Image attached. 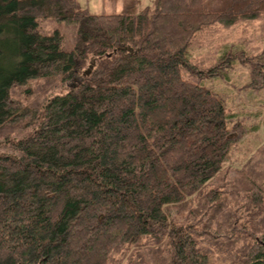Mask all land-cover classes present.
I'll use <instances>...</instances> for the list:
<instances>
[{
	"label": "trees",
	"instance_id": "1",
	"mask_svg": "<svg viewBox=\"0 0 264 264\" xmlns=\"http://www.w3.org/2000/svg\"><path fill=\"white\" fill-rule=\"evenodd\" d=\"M107 1L0 0V264H264V142L226 166L203 84L264 65V0Z\"/></svg>",
	"mask_w": 264,
	"mask_h": 264
},
{
	"label": "rangeland",
	"instance_id": "2",
	"mask_svg": "<svg viewBox=\"0 0 264 264\" xmlns=\"http://www.w3.org/2000/svg\"><path fill=\"white\" fill-rule=\"evenodd\" d=\"M153 1L142 0L144 5L152 4ZM79 2L83 8L89 9L92 13H110L114 10L113 4L107 0H79ZM124 3L125 0L119 1L117 10H120ZM263 40L259 38V42L262 43L260 50L264 48ZM255 60L258 61L259 57ZM261 60L264 61V54ZM232 63L233 65L228 66L221 76L204 78L203 84L224 95L228 100L226 104L228 109L248 112L243 116L246 132L240 141L239 151L236 150L226 162V166L235 167L240 162L241 152L252 150L264 142V65L260 62L254 64L249 61L242 62L239 58H235Z\"/></svg>",
	"mask_w": 264,
	"mask_h": 264
}]
</instances>
